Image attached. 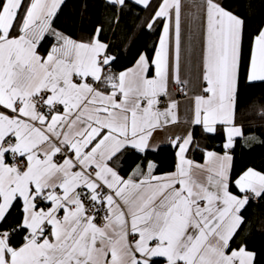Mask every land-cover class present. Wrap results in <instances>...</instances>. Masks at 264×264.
I'll list each match as a JSON object with an SVG mask.
<instances>
[{"label":"snow or ice","instance_id":"snow-or-ice-1","mask_svg":"<svg viewBox=\"0 0 264 264\" xmlns=\"http://www.w3.org/2000/svg\"><path fill=\"white\" fill-rule=\"evenodd\" d=\"M101 3L75 37L57 27L65 0H0V264H264L248 244L264 218L247 215L264 170L235 171L240 150L264 145L241 122L244 89L264 84V21L252 30L232 0ZM186 9L203 34V86L188 128L166 137L174 169L160 172L147 155L178 123ZM129 14L159 35L121 67ZM247 108L264 120V96ZM197 127L219 143L201 147Z\"/></svg>","mask_w":264,"mask_h":264},{"label":"trees","instance_id":"trees-1","mask_svg":"<svg viewBox=\"0 0 264 264\" xmlns=\"http://www.w3.org/2000/svg\"><path fill=\"white\" fill-rule=\"evenodd\" d=\"M85 4L87 5L86 10L84 8ZM249 4H251V9L248 8ZM231 6L239 7L240 14L248 16L249 26L252 30L255 29L256 25L264 21V0H232ZM102 11L101 0H65V5L62 6L61 13L57 20V27L66 30L70 35L75 37L86 35L93 26V22L99 18ZM133 12H139L141 16L148 15L147 13L141 12L138 8L134 9ZM139 23L140 21L134 14H129L125 18V24L127 25L125 29L127 32L125 43L131 42L133 46L127 52L126 57H121V67H130L135 53L148 49L159 35V30H157L155 35L147 31H141L136 27ZM116 40L117 38H113L114 43ZM114 51H120V49H114ZM261 96H264V84H254L244 89L246 111L245 118L241 122L246 125L252 124L251 129H245V135H254L258 137L259 140L264 141V120L256 117L254 108H247L248 104H251L254 99L258 100ZM193 132L197 140L200 141L201 147L205 145L212 147L219 143V141L215 139H204L200 137L198 127L194 128ZM191 155L192 158L197 161L203 160L202 154L199 152L192 153ZM147 158L156 161L159 165L158 171L160 172H169L174 169L175 151L168 144L160 146L155 152L148 153ZM141 159H143V157H141ZM123 161L130 162L129 154H125ZM132 166H134V164ZM247 167L264 170V145H255L251 150L242 149L238 152L235 160V171L238 173ZM121 174L127 176L128 172H121ZM247 215H255L257 218H264V200L250 204ZM248 244L250 248L264 255V237L256 235L248 241Z\"/></svg>","mask_w":264,"mask_h":264},{"label":"crops","instance_id":"crops-1","mask_svg":"<svg viewBox=\"0 0 264 264\" xmlns=\"http://www.w3.org/2000/svg\"><path fill=\"white\" fill-rule=\"evenodd\" d=\"M186 4L195 2V0H184ZM194 11V9L192 10ZM189 10H185L184 21L182 24V44H181V75L188 81L185 95L179 96L178 92L174 93V98L178 102L177 116L178 123L164 130L154 133L153 141L159 147L167 144L166 137L183 134L188 128V122L192 116L194 97L201 94L203 86L202 61L204 52L202 30L189 17ZM158 147V148H159ZM197 161V160H196ZM203 163L204 161H197Z\"/></svg>","mask_w":264,"mask_h":264},{"label":"built area","instance_id":"built-area-1","mask_svg":"<svg viewBox=\"0 0 264 264\" xmlns=\"http://www.w3.org/2000/svg\"><path fill=\"white\" fill-rule=\"evenodd\" d=\"M186 91H187V87L185 86V87H184V90H183L182 92H178V93H179V96H183V95H185ZM162 106H163V105H162Z\"/></svg>","mask_w":264,"mask_h":264}]
</instances>
